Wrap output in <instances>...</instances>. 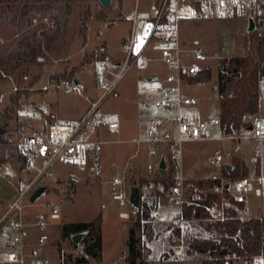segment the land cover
<instances>
[{"label": "rangeland", "instance_id": "obj_1", "mask_svg": "<svg viewBox=\"0 0 264 264\" xmlns=\"http://www.w3.org/2000/svg\"><path fill=\"white\" fill-rule=\"evenodd\" d=\"M89 0H85L86 4ZM161 0H139L143 9L151 10ZM136 0H111L108 6L102 7L98 1L90 2L91 17L86 24V34L79 33L81 20L73 24V35L69 38L65 50L60 53H48L40 66L31 68L30 74L24 79V86L30 91L28 96H21L22 104L20 116L26 119L24 106L32 104L38 108L39 114L51 113L56 119H78L84 113L92 109L94 118L99 122L113 119L116 122V132L98 126L96 137L101 142L102 150L100 162L102 173L98 179L91 178L88 174V166H79L59 162L52 168L54 177L61 183L63 189L68 188L70 201L61 202V192L57 187L47 188L46 195L40 203L49 200L52 206L59 212V219L48 218L49 239L41 248L42 255L50 259L62 258L58 253L57 241L60 235L61 223L89 222L97 216L102 217V255L101 261L90 259L88 262L78 264H125L123 255L126 252L125 238L134 218L121 219L120 213L126 212L112 199L111 187L113 185L121 189L122 177L126 178V190L131 188L130 180L141 181L156 180L159 158L164 152L171 153L170 160L173 163L167 167L164 177L173 178L176 169L184 168L185 173L193 178H204L190 181H206L221 175V168L210 163L209 156L215 151L229 152L230 142L216 140L214 134L205 140H189L180 143L179 148L170 150L167 144L153 147L154 153H150L151 146L144 140L149 133V122H157L156 136L170 137L178 133L175 114L164 112L152 105L155 92L146 91L143 85L145 78L151 72L164 74L166 66L162 63L159 47L155 39L151 40L144 49L143 57L147 66L136 64L139 56L129 62V66L116 77L120 68L115 62L121 63L126 53V41L129 37L130 16ZM105 16L100 19L99 16ZM178 30L184 46H198L207 56L205 67H211L212 79L207 82L208 91L201 93L203 102L191 107L194 120H204L219 115V96L217 94V67L220 59L229 58L243 52L242 38L247 33V21L243 16L231 18H201L184 20L178 24ZM13 33L0 35V46L14 39ZM107 50L110 59L99 62L92 56L98 51ZM101 63V65H100ZM135 63V64H134ZM74 66L78 67L76 78L84 89L66 91L61 80L57 81L60 73L70 72ZM106 69L105 74H99V68ZM101 77L102 82L98 81ZM36 77L38 80L31 82ZM54 78V79H51ZM113 83L111 90L101 96L108 85ZM69 87H67L68 89ZM16 84L10 79L2 83L0 96V111L11 104L9 97L15 92ZM28 127L38 126L40 123L27 120ZM216 135V134H215ZM18 138V137H17ZM17 138H14L16 143ZM140 143V144H137ZM176 153V155L174 154ZM241 158L240 156H238ZM226 157L225 164L233 162ZM243 159V158H241ZM17 154L13 151L0 148V216L5 211L7 204L16 196V186L20 180L32 176L39 165L38 161L33 166L22 172V165L17 161ZM166 160V158H165ZM171 162V161H170ZM167 163V160H166ZM150 165L151 169L147 166ZM14 171V174L8 172ZM183 172V171H182ZM252 172V171H251ZM184 176V175H183ZM185 177V176H184ZM186 179V177H185ZM171 185L169 180L165 183V190L159 196L157 217L153 226L156 237L151 240V259L149 264H200L201 255H187L186 248L191 238L200 235L205 236V221L180 220L177 213L179 206L173 205L167 200V192ZM234 191V189H231ZM248 196L243 209L240 212L243 218L258 214L260 201L257 196L256 184ZM43 212L40 207H26L23 210L25 223L30 235L27 240L32 243L37 235L33 227L36 216ZM260 213V212H259ZM174 226H170V224ZM180 228V243L175 239V229ZM6 224L0 225V251L12 250L9 239L16 234ZM62 252H71L74 256L80 252V248L68 247L62 243ZM172 249L175 253L172 252ZM179 249V251H177ZM179 254V256H176ZM169 257V258H168ZM180 260H176L177 258ZM9 264V263H0ZM14 264V263H13ZM75 264V263H73Z\"/></svg>", "mask_w": 264, "mask_h": 264}, {"label": "built area", "instance_id": "obj_2", "mask_svg": "<svg viewBox=\"0 0 264 264\" xmlns=\"http://www.w3.org/2000/svg\"><path fill=\"white\" fill-rule=\"evenodd\" d=\"M129 15L127 20L130 23V33L125 45L126 53L119 65L120 70L116 77H119L129 66L131 59L139 56L145 46L155 39L162 63L169 68V72L160 79L146 81L143 89L159 92V96L155 97L152 105L165 111L175 112L178 127L176 136L172 138L169 136L160 137L155 135L157 122L151 121L148 126V136L144 140L152 148L150 153H154L153 147L158 145L167 144L172 150H176L183 141L205 140L211 138L212 130L221 132L219 118L194 120L192 114L184 113V109L188 106H195L197 100L184 92L182 78L202 71L207 56L198 46H184L178 24L185 19L200 20L201 18H231L234 16H243L248 23V18L251 15L255 23V31L264 39V0H161L151 10L141 8L139 0H136ZM138 45L139 50H137ZM105 72L106 69L99 68L100 75ZM259 76L260 112L253 116L249 124L252 126L251 130L247 129L237 135H226L221 132L215 139H242L255 142L251 153L255 163L258 162V172L254 171L253 174L236 182H228V188L230 191L232 188L234 189L232 195L236 202L245 204L256 184L257 194L260 198L259 212L264 216V74L261 73ZM98 81L102 82L100 76ZM62 82L66 91L77 89L72 82L67 80ZM112 85L113 83L108 85L101 96L106 95ZM67 87L69 88L67 89ZM23 109L26 119L34 120L40 125L27 127L17 138L18 153L25 160L22 172H27L35 161H38L39 165L32 176L18 182L15 199L7 204L4 215L0 219V225L6 224L11 230L17 232L9 239L10 245H14V248L0 251V263L67 264L62 258L53 260L45 257L41 252V248L49 239L48 218L59 219V212L49 200L42 203L37 200L31 203L29 196L38 187L46 185L47 188L57 187L56 189L61 192L59 195L61 202L71 200L69 189H63L52 172L53 166L59 162L88 166L89 176L98 179L102 173L100 162L102 146L95 136L97 133L95 129L102 126L110 132H116L117 125L113 119L105 122L97 121L91 107L78 119L53 121H48L44 113L39 114L40 110L32 104H25ZM174 154L176 155V153ZM227 156H229L228 153L215 151L209 156L210 163L222 168ZM148 169H151L150 165H148ZM8 173L11 175L14 174V171L11 170ZM122 178L121 189L115 185L111 187L112 199L119 207L128 205L129 216L135 218L138 210L137 207L130 204V191L126 190V178ZM173 178L174 184L167 192V200L179 207L185 203L198 204L207 193H221V188L217 185L199 186L197 183L188 182L183 176L182 168L174 171ZM152 189H154V184H143L139 193H147ZM26 207L43 209V212L36 216L33 223L37 235L32 243L27 241V224L23 213ZM207 209L211 212L212 217L218 216L215 208L207 207ZM78 247L82 252V244H79ZM78 247L76 248L78 249ZM255 264H264V258H259Z\"/></svg>", "mask_w": 264, "mask_h": 264}, {"label": "trees", "instance_id": "obj_3", "mask_svg": "<svg viewBox=\"0 0 264 264\" xmlns=\"http://www.w3.org/2000/svg\"><path fill=\"white\" fill-rule=\"evenodd\" d=\"M91 1L98 0H89L87 4L85 0H0V35H15L11 42L0 46V96L3 82L11 78L16 84L15 92L9 97L11 104L0 111V148L16 152L17 161L22 167L25 160L19 155L14 138L28 127V119H22L20 116L22 104L19 103V98L25 94L28 96L30 92L23 81L30 74L32 67L43 63L42 59L48 53H60L65 50L69 38L73 35L74 22L80 19L79 33L86 34V24L91 17ZM96 16L102 20L105 17L99 14ZM241 44L243 52L220 59L217 67L219 126L220 131L226 135L247 130L250 126L249 118L260 112L258 83L264 65V39L253 31L243 36ZM92 57L102 62L110 59V54L105 49ZM77 70L78 67L74 66L70 72L60 73L55 78L57 81L72 82L76 78ZM211 76V67H204L195 75L183 78L203 83L210 81ZM36 80L38 79L35 77L31 82ZM47 120L53 121L48 117ZM170 150L173 152L171 148ZM164 154L169 167L174 160H170V151ZM230 165L232 169L229 172L224 165L221 168V175L225 179L214 177L196 182L199 186L217 185L221 188L220 194L207 193L198 204L185 203L177 213L180 220L185 222L205 221L207 235L192 237L186 248L187 255L202 256L200 264H255L259 258H264V216L258 211L256 215L243 218L240 214L244 208L243 203L236 202L230 189L224 187V181L233 183L249 176L250 168L239 157H234ZM164 172L165 170L157 168L156 180H130L131 186L135 183L140 189L143 184L152 183L154 189L139 193L137 215L125 238L126 252L123 258L126 264H149L151 261L150 243L156 237L153 222L158 210L159 196L165 190L167 180L171 186L174 184V178L167 179L163 175ZM257 172L258 162L255 169V173ZM207 207L215 208L218 216L212 217ZM101 223V216L89 222L61 223L57 244L62 260L67 264L88 262L89 258L101 261ZM170 226L174 225L171 223ZM77 233L85 234L79 243L82 244V252L75 256L71 252L61 253L63 241L68 247H78L79 244L71 240V235ZM175 235V241L179 244L180 228L175 229ZM172 252L175 253L173 249Z\"/></svg>", "mask_w": 264, "mask_h": 264}, {"label": "crops", "instance_id": "obj_4", "mask_svg": "<svg viewBox=\"0 0 264 264\" xmlns=\"http://www.w3.org/2000/svg\"><path fill=\"white\" fill-rule=\"evenodd\" d=\"M143 53H144V51L139 55V58H138V60H137V62H136V64H138L139 63V59L141 58V57H143ZM143 61H144V63H145V65H144V67L145 66H147V63L145 62V58H143ZM135 64V63H134ZM119 65H120V63L119 62H115V66L116 67H119ZM142 66V65H141ZM169 72V68L168 67H166V69H165V73L164 74H157V73H155L154 71L153 72H151L149 75H147V77L145 78V80L146 81H149V80H151V81H153L155 78H162L164 75H166L167 73ZM212 77V76H211ZM183 79V83H182V88H183V90H184V92L186 93V94H188V95H191V96H193V97H195L196 98V100H197V104L195 105V106H197L198 105V103H201V102H203V98H202V94L201 93H204L205 91H208V89L206 88V84H207V82H209V81H207V82H203V83H198V82H193V81H190L189 80V78H187V79H185V78H182ZM154 96L155 97H157V96H159V92H155V94H154ZM155 97H154V99H155ZM153 99V100H154ZM191 107H194V106H188L187 108H185L184 109V113H190V114H192L193 115V113H192V111H190V109H192ZM160 109V108H159ZM160 110H162V109H160ZM218 110H219V108H218ZM162 111H164V112H168V111H165V110H162ZM172 113H174L175 114V112H173L172 111ZM44 115H46V118L48 117V118H51V119H53V120H57L56 119V117H55V115H53V114H51V113H48V114H44ZM219 115H220V110H219ZM219 115H218V117H215V118H219ZM212 118V117H211ZM68 119V118H67ZM249 121L251 122L252 121V118H249ZM150 123V122H149ZM212 134H214V138L215 137H217L218 135H220L221 134V132H218V131H215V130H212L211 131V136H212ZM216 134V135H215ZM238 134V133H237ZM237 134H234V135H237ZM96 136V135H95ZM165 136H169L170 137V134L168 133V132H166L165 133ZM217 140V139H216ZM222 140H224V141H228V142H230V150H229V152H227L228 154H229V156H227L228 158H232V157H235V158H238V156H240L241 158H243V160L247 163V165H248V167L250 168V172H249V174H253L254 173V171H255V159L252 157V153H251V151H252V149L254 148V145H255V142H252V141H246V140H242V139H237V140H228V139H222ZM219 141H221V140H219ZM239 147V148H238ZM238 148V149H237ZM225 164V163H224ZM230 164V163H229ZM147 168H148V166H147ZM182 171H183V175L186 177V180H189L190 178L191 179H194V180H199V179H204V178H193L192 176H188L185 172V169L183 168L182 169ZM252 171V172H251ZM215 177H218V176H215ZM190 182H192V181H190ZM197 181H193V183H196ZM227 181H224V183H226ZM231 192H233L232 190H231ZM257 196H258V194H257ZM258 205V204H257ZM120 208H122V207H120ZM123 208H125V210H126V212H121L120 213V218L121 219H126V218H128L129 217V207H128V205H126L125 207H123ZM158 211V210H157ZM157 211H156V216H155V218L157 217ZM4 213V212H3ZM2 213V215L0 216V219L2 218V216L4 215ZM27 233H28V237L27 238H29V235H30V233H29V231H28V229H27ZM102 239V238H101ZM28 242H29V240H27ZM102 242V241H101ZM125 254V253H124ZM124 256V255H123ZM169 258V257H168ZM176 260H180V258L178 257ZM126 264V263H125ZM173 264V263H172ZM175 264H180V262H175Z\"/></svg>", "mask_w": 264, "mask_h": 264}, {"label": "water", "instance_id": "obj_5", "mask_svg": "<svg viewBox=\"0 0 264 264\" xmlns=\"http://www.w3.org/2000/svg\"><path fill=\"white\" fill-rule=\"evenodd\" d=\"M98 2L100 3V5L102 7H104V6H108L110 4L111 0H98ZM255 30H256V28H255V23H254L253 17L250 15V17L248 18V23H247V33H251ZM139 63L142 66L145 65L142 58L139 59ZM261 73L264 74V65L262 66ZM72 84L74 86H76L77 88L83 87L81 82L78 81L77 78L73 79ZM263 89H264V87H263ZM251 128H252V126L250 125L248 127V129L251 130ZM159 160L160 161L157 165V168L159 170H166L167 163L165 160V154L162 153ZM224 168L226 169L227 172H229L232 169V165L224 164ZM228 186H229V183L226 182L224 184V187L227 188ZM46 192H47V186L46 185L38 187L29 196L30 202L34 203L37 200L42 199L44 197V195H46ZM129 194H130L129 195L130 204H132L134 207H137L138 203H139L140 194H139V188L135 185V183L131 186ZM84 235H85L84 233H77V234L71 235V240L73 241V243L79 244L81 242V240L83 239ZM177 251H179V249H177Z\"/></svg>", "mask_w": 264, "mask_h": 264}, {"label": "snow or ice", "instance_id": "obj_6", "mask_svg": "<svg viewBox=\"0 0 264 264\" xmlns=\"http://www.w3.org/2000/svg\"><path fill=\"white\" fill-rule=\"evenodd\" d=\"M137 50H139V45L137 46Z\"/></svg>", "mask_w": 264, "mask_h": 264}]
</instances>
